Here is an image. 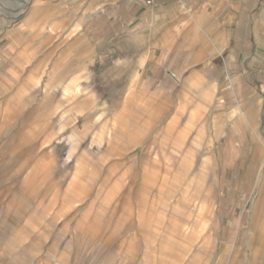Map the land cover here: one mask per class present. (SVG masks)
<instances>
[{
	"label": "crops",
	"instance_id": "0c3cea01",
	"mask_svg": "<svg viewBox=\"0 0 264 264\" xmlns=\"http://www.w3.org/2000/svg\"><path fill=\"white\" fill-rule=\"evenodd\" d=\"M72 2L48 13L39 38L25 29L18 44L0 41V264H82L103 238L114 257L131 251L129 196L103 201L102 216L94 192L86 202L95 185L84 172L140 191L178 231L187 225L194 244L177 242L189 254L199 216L202 236L232 259L249 243L242 215L264 174V0ZM58 120L97 151H72L71 172L53 149L68 140ZM16 126L35 130L5 132Z\"/></svg>",
	"mask_w": 264,
	"mask_h": 264
},
{
	"label": "rangeland",
	"instance_id": "374dc122",
	"mask_svg": "<svg viewBox=\"0 0 264 264\" xmlns=\"http://www.w3.org/2000/svg\"><path fill=\"white\" fill-rule=\"evenodd\" d=\"M70 4H73L72 0H0V20L4 22L5 28V33L3 37L0 38V41L3 40L4 43H7L12 40L16 41L18 44L21 38L20 33L25 29H30L28 31L32 32L37 31V38H39L40 30L49 22L48 13L53 12L55 9L61 11L66 5ZM51 22L54 24V19ZM26 39L29 41V37H26ZM260 98L262 99V96ZM258 109L261 111V119L263 123L261 130L264 133V97L262 102L258 105ZM60 123V120L56 123L57 133L58 135H60V133L64 134L62 132L63 129L66 131L65 136L68 140L54 143L53 149L60 151L62 155L61 159L65 163L66 170L71 172L75 170L74 161L70 157V155L73 154L72 151L80 150L84 153L86 159L91 160L94 158V155L97 154V151H95L94 145L91 141L83 139L84 135L82 136L76 129L72 131L71 127L67 128L63 125L60 126ZM32 130L35 129L28 128L27 126H16L9 131L5 129V132L26 134L30 133ZM67 152L69 155L68 158L66 155ZM84 175L85 181L91 183V185H95L94 188L91 187L89 189H85L84 192L86 202L88 201L89 194L92 195L90 192H94L91 197L100 198V201H102V216L105 212H108V206L105 205L103 201L110 198L115 200L117 199V202L119 200L122 203L124 196H126V194L129 196L131 201L129 212L133 218V244L131 251H127L126 255L125 252H123L122 254L118 253V255L114 257L107 238V241L103 238L101 239L98 251L94 252V254L92 252L87 253V251L80 254L78 259L79 261L83 260L82 264H264L262 262L263 260L258 258H264V248L262 250H258V244L260 242L264 243V205L261 199L258 200L257 205L255 204L257 187L259 189L264 188V174L262 177V183H259L261 180L259 179L257 183L258 185H256V190L252 193L253 195L250 197L248 196V203L245 206V210L242 215V225L244 230L247 231L249 227V243L246 246L242 244L243 248L240 250L241 252L239 254L230 253L229 256L232 257V259L226 258L223 251L215 249V247H213V245L202 236L200 230L201 223L198 221L199 216H197L195 225L197 229V237L195 238L196 248L192 254L190 253L191 257L188 258V256H190L189 248H186L183 245L180 246L177 242L180 238L182 241L186 242V244H194L193 238H191L188 234L187 225L184 228L186 232L181 230L178 231L173 227L172 220L168 214L158 219L157 213L153 212L156 208L158 209V207H156V205L153 204V202H151L146 195L143 196L140 191H126L123 189V184H117L116 187L109 189L110 185L108 179L104 180V175L99 174L96 177L99 180L93 176H89L86 172H84ZM10 179L14 180L11 174H6V182H10ZM191 188L192 192L195 191V198L198 200V208L194 211L200 214L205 206L204 202H206V198L203 194L204 186L197 183L191 185ZM182 193L183 192H180L181 198L185 196ZM49 195L50 194L47 193V197ZM172 198V194L169 193L165 201V203H167L165 205L166 209L171 203ZM118 208V218H123L122 225H124L125 208L122 205H119ZM126 209L128 210V207ZM210 213L212 217L213 211ZM191 222H193V217ZM104 223L102 222L101 224L103 225ZM105 225H107V223ZM258 231H261V235L259 234V236L257 233ZM1 244L3 243L1 242ZM88 246L91 245L85 243V249L92 251V249H89ZM237 255H241L243 258L239 261H235L233 258Z\"/></svg>",
	"mask_w": 264,
	"mask_h": 264
},
{
	"label": "built area",
	"instance_id": "2783aa9c",
	"mask_svg": "<svg viewBox=\"0 0 264 264\" xmlns=\"http://www.w3.org/2000/svg\"><path fill=\"white\" fill-rule=\"evenodd\" d=\"M157 0H144L146 6H153Z\"/></svg>",
	"mask_w": 264,
	"mask_h": 264
},
{
	"label": "bare ground",
	"instance_id": "6f19581e",
	"mask_svg": "<svg viewBox=\"0 0 264 264\" xmlns=\"http://www.w3.org/2000/svg\"><path fill=\"white\" fill-rule=\"evenodd\" d=\"M259 210V209H258ZM257 212V211H256ZM255 217V216H254ZM256 218V217H255ZM252 222V221H251ZM253 225V224H252ZM253 231V230H252ZM254 232V231H253ZM252 233V232H251ZM252 239V238H251ZM257 239V238H256ZM254 240V239H253ZM252 241V240H251ZM250 245V244H249ZM255 245V244H254ZM250 247V246H248ZM254 249V248H253ZM250 250V249H249ZM257 250V249H256ZM253 252V251H252ZM251 254V253H250Z\"/></svg>",
	"mask_w": 264,
	"mask_h": 264
}]
</instances>
